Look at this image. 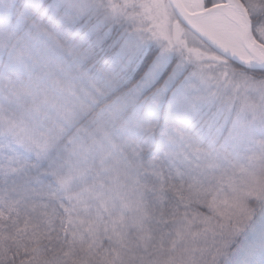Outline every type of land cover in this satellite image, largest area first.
Returning <instances> with one entry per match:
<instances>
[{"label":"snow or ice","instance_id":"1","mask_svg":"<svg viewBox=\"0 0 264 264\" xmlns=\"http://www.w3.org/2000/svg\"><path fill=\"white\" fill-rule=\"evenodd\" d=\"M0 264H264V0H0Z\"/></svg>","mask_w":264,"mask_h":264}]
</instances>
